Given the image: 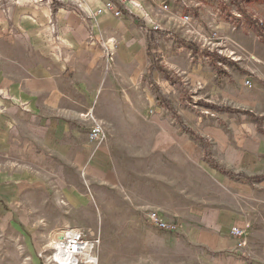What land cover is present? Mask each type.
<instances>
[{"label":"crops","instance_id":"1","mask_svg":"<svg viewBox=\"0 0 264 264\" xmlns=\"http://www.w3.org/2000/svg\"><path fill=\"white\" fill-rule=\"evenodd\" d=\"M87 1L91 8L99 5ZM134 1L160 23L163 32L157 42L145 30L147 23L139 10H135L138 18L126 13L116 18L106 12L87 22L74 11L32 4L16 13L5 29L0 28V170H8L0 172V184L8 181L9 185L0 186L1 200H32L26 191L42 181V169L48 168L55 169L57 177L66 175L63 169H72L90 181L115 186L119 177L111 153L117 150L115 145H135L136 137L144 134L146 106L155 104L152 87L164 98L171 92L176 95L182 87L177 89L174 79L197 96L196 104L227 106L219 104L224 98L219 88L214 86L212 93L207 91L219 82L216 72L221 69L191 63L195 59L206 61L207 56L195 58L183 47H158L165 37L179 38L173 34L177 16L188 14L205 22V9L211 0H185L184 4L174 0ZM162 2L169 6V14L158 10ZM90 27L93 39L88 38ZM110 39L116 47L114 64L105 70L100 43ZM157 60L163 74L156 69ZM235 91L226 94L232 102L239 101L240 95ZM207 110L201 111L199 120L207 119ZM209 111L215 119L231 114ZM174 113V118L176 115L180 119ZM87 115L107 130L106 144L89 142L92 123ZM150 118L160 122L154 113ZM188 129L211 144L208 159L235 176L223 175L212 167L205 159L203 145L183 128L182 137H178L176 127L161 129L170 137L169 142L156 143L153 150L174 153L179 148L186 159H153L138 162L137 166L128 162L125 167L152 170L122 174L125 214L129 218L144 215L146 219L148 213L154 212L178 225L177 236L170 245V264H264V208L258 205V214L244 215L242 203L243 198L259 199L262 193L253 192L249 184L264 189V180L247 182L236 177L261 176V163L257 156H244L241 130L233 131L232 145L217 124L204 132L193 126ZM54 223L53 219L48 220L49 226ZM233 227L244 230L241 246L230 234Z\"/></svg>","mask_w":264,"mask_h":264},{"label":"rangeland","instance_id":"2","mask_svg":"<svg viewBox=\"0 0 264 264\" xmlns=\"http://www.w3.org/2000/svg\"><path fill=\"white\" fill-rule=\"evenodd\" d=\"M45 1L0 0V28L5 29V25L10 24L13 16L26 5H46ZM54 8H58V5L55 4ZM205 13V22L186 14L191 18L190 26L182 24L177 18L179 24L175 26L173 34L179 38L173 40L165 37L158 47H183L190 50L195 58L196 55L207 56L206 61L195 59L191 63L221 69L216 72L219 82L209 87L208 93H212L214 86L219 88L224 96L219 104L236 106L261 117L260 129L264 131V43L259 41L250 24L257 21L264 27V0H211ZM214 32L219 39L210 41L208 47H203L202 42L192 38L200 37L201 34L208 37ZM219 58L227 60L221 61ZM155 63L159 64L156 69L163 68L159 60ZM172 81H175L177 89L182 87V91H177L176 95L171 92L170 96L164 98L160 96L157 88L150 89L155 104L146 106L143 119L145 132L136 137L138 141L135 145L114 146L117 150L111 154L119 177V183L115 186L90 181L82 173L78 174L72 169H60L66 175L57 177L53 173L55 169L48 168L42 169V181L26 191L33 196L32 200L21 199L16 202L0 199V264H49L46 261L48 254L43 252L48 234L55 226L67 223L83 230L92 229L100 236L101 245L96 253L98 264H170V245L177 234L148 226L144 215L129 218L125 214L120 185L122 174L152 170L147 167H125L128 162L137 166L138 162L146 163L153 159H186L179 148L174 153L153 150L154 144L169 142L170 137L163 132L168 131L169 127H176L178 137H182L184 131L181 126H193L204 132L217 124L228 135L232 145L233 131L241 130L244 156H257L256 159L263 167L259 175L264 176V132L256 129L254 120L242 114H222L221 118L215 119L210 114V109L196 104L199 101L196 100L197 96L183 82L174 79ZM247 81L250 82L249 85H246ZM232 91L240 95L238 102H232L226 96ZM205 110L207 119L201 121L198 117ZM131 111L134 112L132 107ZM173 112L180 115L181 121L174 118ZM152 113L159 117L160 122L150 118ZM190 115L195 119L192 120ZM152 132L154 136L151 135ZM195 145L202 147L198 143ZM209 145L211 148L210 143ZM125 147L132 149L121 150ZM5 171L8 170H0L2 174ZM0 178L2 179L1 175ZM0 186L8 187V181L5 184L3 181ZM249 186L253 192L262 194L258 195L259 199L243 198L244 215L258 214V205L264 208V189L258 188L257 184ZM52 219L55 223L49 226L48 220Z\"/></svg>","mask_w":264,"mask_h":264},{"label":"built area","instance_id":"3","mask_svg":"<svg viewBox=\"0 0 264 264\" xmlns=\"http://www.w3.org/2000/svg\"><path fill=\"white\" fill-rule=\"evenodd\" d=\"M45 1V0H39ZM99 3L98 6L94 8L90 7L87 0H46V5L52 9L55 4L58 5L56 9L70 10L77 13V15L83 20L90 22L92 19L108 12L116 18L123 17L126 13L129 17L138 18L135 10L140 11L142 20L145 22L147 27L145 30L151 33L153 36V41L157 42L162 37L163 29L160 23L153 21L149 14L142 11V6L137 4L134 0H93ZM154 3L153 0H151ZM176 2L185 3V0H174ZM158 10L162 13L169 14V6L162 2L157 6ZM179 21L190 26L191 18L188 15H181L177 17ZM53 34L55 38L58 39L56 30L53 29ZM199 37V41L202 42L203 47H208L209 42L215 39H219L217 34L214 32L210 36L206 37L204 34ZM89 39H93L92 28L90 27ZM103 58L105 61V70H109L113 67L114 57H115V42L110 39L104 43H100ZM211 51V49H208ZM250 82L247 81L246 85ZM90 119L92 125L88 132V140L91 143L98 145H104L108 141V132L96 119L92 116L87 115ZM148 223L153 225L157 230L176 233L178 230V225L176 223L168 222L163 220L158 216L157 213L150 212L146 215ZM230 234L236 238L239 242L238 245L241 246L243 242L244 230L240 227H233ZM101 245L100 236L96 231L92 229L83 230L79 226L62 224L59 227L55 226L48 234V241L45 245L43 252L48 254L46 261L49 264H98V258L96 256L97 249ZM41 258V256H40Z\"/></svg>","mask_w":264,"mask_h":264},{"label":"trees","instance_id":"4","mask_svg":"<svg viewBox=\"0 0 264 264\" xmlns=\"http://www.w3.org/2000/svg\"><path fill=\"white\" fill-rule=\"evenodd\" d=\"M250 24L253 27V30L255 31V33L257 34V36L259 37V41L264 43V27L262 24L258 23L257 21H252L250 22ZM221 61H226L227 59L225 58H219ZM161 73H164L161 70ZM168 79V78H167ZM199 104L203 107L209 108V109H213L216 111H224V112H228L231 114H237L240 113L242 115L248 116L249 118L253 119L255 121L256 127L257 129L260 130V132H264L263 130L260 129L261 126V117H258L256 115H254L252 112L247 111V110H239V109H235V108H231V107H227V106H223V105H214V104H210V103H204V102H199ZM175 114V113H174ZM176 119L179 121V117H177L175 115ZM184 131L189 134L195 141H197L199 144L203 145L204 150H205V159L208 160V162L210 163V165L212 167H214L215 169H217L221 174L229 176V177H234L235 175H233L232 173L226 172L223 169H220L218 166H216L212 161H210L208 159V150H209V145L208 142L206 140H204L203 138L199 137L198 135L195 134L194 131L185 128L184 126H181ZM237 178H241L247 182H260L261 180H264V176H254L251 178H247L244 177L243 175H237Z\"/></svg>","mask_w":264,"mask_h":264}]
</instances>
